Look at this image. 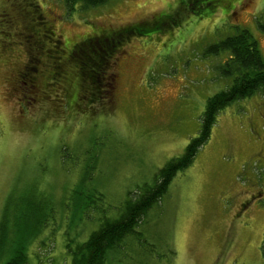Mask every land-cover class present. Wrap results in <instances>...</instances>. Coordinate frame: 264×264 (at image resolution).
<instances>
[{"label": "rangeland", "instance_id": "obj_1", "mask_svg": "<svg viewBox=\"0 0 264 264\" xmlns=\"http://www.w3.org/2000/svg\"><path fill=\"white\" fill-rule=\"evenodd\" d=\"M203 1L110 0L69 14L64 0H36L68 50L94 24L117 28L179 13L175 26L124 45L115 62L112 109L88 117L56 115L41 100L31 107L17 100L15 93L28 92L14 80L28 60L18 39L25 0H0V14L7 11L13 22L4 21L7 35L0 23V220L7 205L9 220H15L25 197L43 200L51 211L44 233L28 250L30 264H64L69 240L73 247L87 240L98 228L99 211L116 218L126 199L184 154L199 135L209 97L230 84L217 69L225 54H211V44L237 27L248 28L264 57L258 23L264 0H208L201 7ZM86 170L90 176L81 186ZM76 188L101 192V210L74 217ZM139 232L133 250L114 264H264L263 94L220 113L207 143L175 176Z\"/></svg>", "mask_w": 264, "mask_h": 264}, {"label": "trees", "instance_id": "obj_2", "mask_svg": "<svg viewBox=\"0 0 264 264\" xmlns=\"http://www.w3.org/2000/svg\"><path fill=\"white\" fill-rule=\"evenodd\" d=\"M64 1L71 14L77 7L83 11L96 9L110 0ZM23 6L18 12L23 20V30L18 39L26 48L28 60L14 80L17 82L19 79V85L25 84L28 92L15 93V96L30 107L41 100L56 115L87 114L94 117L99 113H109L114 102L116 57L124 45L132 38L166 30L180 21L176 12L165 17L161 13L117 28H102L94 24L97 28L68 50L61 34L57 33L36 0H25ZM7 16V11L0 14L3 35H7L6 23L13 24ZM258 23L264 32V16L258 19ZM208 51L214 55L225 54L217 69L221 76L230 80V84L209 97L199 135L190 140L182 156L170 160L160 170L153 184L126 199L116 218L99 211L97 200L103 198L101 192L92 190L84 194L74 189V217L85 210L99 211L94 221L98 228L90 233L87 240L76 243L74 247V240H69L70 259L64 264H114L115 258L133 250L132 241L140 240L143 220L163 200L175 176L194 162L200 148L209 140L220 113L238 100L256 93L264 95V57L259 40L250 29L237 27L234 33L211 44ZM89 176L90 170H86L79 185L85 186L83 183ZM25 201L22 200L17 207L15 220H9V205L0 220V261L4 260V264H30L28 250L48 226L51 211L47 212L45 202L28 197ZM94 214L97 215L96 212Z\"/></svg>", "mask_w": 264, "mask_h": 264}]
</instances>
